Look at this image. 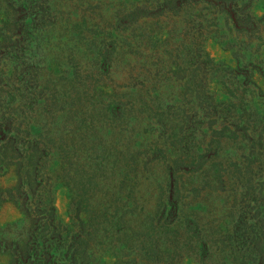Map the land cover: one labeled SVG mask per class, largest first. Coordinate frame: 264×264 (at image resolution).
I'll list each match as a JSON object with an SVG mask.
<instances>
[{
	"label": "rangeland",
	"instance_id": "1",
	"mask_svg": "<svg viewBox=\"0 0 264 264\" xmlns=\"http://www.w3.org/2000/svg\"><path fill=\"white\" fill-rule=\"evenodd\" d=\"M0 264H264V0H0Z\"/></svg>",
	"mask_w": 264,
	"mask_h": 264
}]
</instances>
